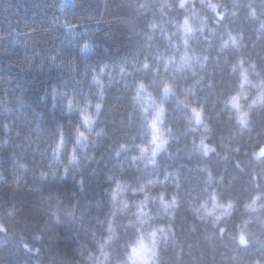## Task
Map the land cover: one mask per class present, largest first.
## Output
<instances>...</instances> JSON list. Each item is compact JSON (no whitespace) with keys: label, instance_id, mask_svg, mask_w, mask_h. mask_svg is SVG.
Here are the masks:
<instances>
[{"label":"trees","instance_id":"16d2710c","mask_svg":"<svg viewBox=\"0 0 264 264\" xmlns=\"http://www.w3.org/2000/svg\"><path fill=\"white\" fill-rule=\"evenodd\" d=\"M140 4L145 8L139 9ZM177 4L0 0V172L7 178L0 183V223L7 228V235L0 233V264H142L130 249L140 246L141 236L151 245L153 230L154 264H264V159H254L264 145V105L251 109L250 124L242 129L229 104L240 93L242 110L248 111L252 100L264 94V0H189L186 9ZM210 4L217 5L222 20ZM185 16L194 29L191 34L181 29ZM186 53L190 64L181 60ZM145 56L152 68L139 71ZM168 58L175 62L164 71ZM242 71L247 73L243 88ZM93 75L100 85L93 83ZM164 80L174 84L179 99L203 108L210 131L197 126L171 98L165 102L168 151L155 167L149 163L150 151L133 163L138 145L150 136L132 99L135 86L150 84L159 100ZM101 87L104 99L95 131L103 129L104 134L92 132L88 147L80 151L77 175L83 173L85 190L71 177L42 185L36 179L40 169L63 171V163L56 164L45 152L57 124L69 125L67 99H73L74 113L86 107L85 98L90 100L88 111L94 113ZM76 118L72 115V122ZM202 139L215 148L208 156L197 147ZM121 143L128 150L117 158ZM108 175L125 183L120 200H127L128 208L119 201L110 205L104 192ZM17 177L18 187L13 184ZM141 185L150 202L148 215L138 217L135 204L143 194L134 195L132 189ZM161 192L175 195L177 207L163 209ZM213 195L220 203L231 201L232 209L223 214L215 208L214 215H206L201 204L207 201L213 208ZM256 196V205L246 207ZM13 205L16 211L10 216ZM113 212L115 233H108L105 226ZM109 235L105 260L100 245Z\"/></svg>","mask_w":264,"mask_h":264},{"label":"snow or ice","instance_id":"6c2138e0","mask_svg":"<svg viewBox=\"0 0 264 264\" xmlns=\"http://www.w3.org/2000/svg\"><path fill=\"white\" fill-rule=\"evenodd\" d=\"M189 3V0H178V8L179 9H186L187 5ZM139 9H144L145 5L140 4L138 5ZM217 6L213 8L212 10L216 12ZM217 18L219 20L223 19V15L219 12H216ZM152 30H155L156 25H151ZM181 29L186 31V33L191 34L194 29L192 28L189 19L187 16L183 18V23L181 24ZM166 39L168 37H165ZM233 43L236 42L235 37H231ZM185 47L188 46V40L185 39L183 41ZM227 42H225L226 44ZM85 47H88L86 44ZM181 60L184 61L185 64H190V58L188 57L187 53L181 57ZM207 60V57H205V62ZM174 58H168L165 60L164 64V71H167L172 63H174ZM240 64H243V61H240ZM202 67L204 64L201 65ZM107 65H104L100 71L103 72L104 68H106ZM254 67V65H253ZM152 68V63L150 59L145 56L142 60V62L139 65L138 70L139 71H148ZM120 71L123 73L124 68L121 67ZM179 71V68L177 69ZM233 71H235V66H233ZM156 72H159V68L156 69ZM241 88H243L244 84L247 82V73L246 71L241 72ZM92 81L96 85H100L101 82L98 79L97 76L93 75ZM264 84V82H262ZM56 89H53V100L56 99ZM186 91H191V89H188ZM67 95V94H65ZM75 95V92L73 93ZM176 98L177 103L188 110V112L191 115V119L193 122L197 125H203L204 131L208 132L210 131L209 126L205 123L204 119V111L202 107H196L192 106L190 104H187L184 100L179 99L176 93V89L174 84L171 81H161L160 85V99L157 100L155 96L153 95L151 91V85L145 82H139L135 86V92L132 97L134 103L139 107L140 111L145 117V123L147 125V128L150 132L149 139L147 143L138 145L139 150V156L133 155L131 157V160L133 163L137 161L138 159H142L145 153L151 152V162L150 164L155 167L157 165V158L162 154L168 151V144L170 142V136L168 133H170L171 129L165 127V119H166V108H165V102L171 98ZM99 101L94 105L95 111L94 113L89 112L88 108L91 107V101L87 100L85 98V108L79 109L77 112H73V99L69 98L67 99V114L69 116V125L66 127L64 124L58 123L57 127L55 129L54 133L50 134V142L48 144V148L45 152V155H48L50 153V159L55 162L56 164L63 163V171L61 172L59 168L55 170H44L40 169L39 175L36 177L41 184L46 183H56V182H63L70 177L72 179L76 180V183L80 189L81 192L85 190L86 180L82 172H80L79 175H77V172L80 170L81 160H80V151L81 149H86L90 143V135L92 132L95 131V126L97 124V121L99 120L101 109H102V101L104 99V90L103 87H101L99 92ZM240 100L241 95L240 93H237L230 97L229 104L230 106L235 110L237 113V123L240 125L242 129L247 128L250 124V117H251V109L257 107V105H264V94H260L257 96L256 99L252 100V102L248 106V111L242 110L240 107ZM57 105L54 102L53 108H56ZM61 110L63 111L64 108L61 106ZM76 115L75 122H72L71 117L72 115ZM5 130H8V125L4 126ZM103 129L100 131H95V135L97 137L102 136ZM7 143V142H5ZM198 148H200L203 152L204 156H208L210 152H214L215 148L205 142V140H201L200 143L197 145ZM128 150V146L124 143H121L119 145V150L116 151L115 155L117 158L120 157V154L122 152H125ZM254 159L260 160L264 159V145L260 146L254 153ZM16 164L17 162H13ZM18 167L20 169H23L27 171V166L24 163H19ZM169 174H166L164 177V180H168ZM178 179V177H177ZM106 180L109 184V187L104 190L105 196L108 198V201L110 205H116V203L119 201L120 204L123 206V208H128L129 203L127 200H120V195L125 190H127V187L125 183L121 179H117L113 177L112 175H108L106 177ZM7 178L4 176L3 172H0V183H6ZM158 181L150 180L149 184L157 183ZM13 184L15 186H19L20 180L19 178H14ZM178 186V185H177ZM133 194L141 193L143 194V198L141 200L136 201L135 207H136V214L138 217L147 216L148 212L145 210L150 202L149 194L146 190V187L144 185L139 186V188H133L132 189ZM159 203L162 206L163 209L166 211L169 208H175L178 205L177 197L175 195L172 196H166L165 193L161 192L159 193ZM151 199H156L155 197H151ZM212 205L213 208L208 207V202L204 201L201 204V208L205 210L206 215H214L215 208H222L227 211H230L232 209V203L231 201L227 203H220L216 196H212ZM260 199L259 196H256L253 198L251 203L249 205H246V207L253 208L254 205H256L257 201ZM16 211L15 205L12 206V210L9 211L8 215H13V213ZM69 215H72V213H69ZM114 217L115 212L112 213V216L109 218L107 224H106V231L108 233H115V227H114ZM55 220L57 223H60V217L58 215L55 216ZM147 221L141 220V223H146ZM158 231H164V229L161 227ZM224 230L221 229V233ZM0 233H4L7 235V228L0 223ZM157 235V230H153L150 233V236L155 238ZM112 240V235H109L105 241L104 244L100 245V250L102 255H104V259L107 260L108 256L104 252V247L110 243ZM241 242L243 244H246V238L241 235ZM139 245L144 243L143 236L140 237V239L137 241ZM23 248L26 252L33 253V249L29 247L27 243H24ZM136 249L135 246H132L130 251L133 254L134 250ZM36 253H39V249L35 250Z\"/></svg>","mask_w":264,"mask_h":264},{"label":"clouds","instance_id":"9594fccd","mask_svg":"<svg viewBox=\"0 0 264 264\" xmlns=\"http://www.w3.org/2000/svg\"><path fill=\"white\" fill-rule=\"evenodd\" d=\"M212 9L215 8L217 5L210 4L209 5ZM243 99H247V95L243 96ZM240 107L242 108V105L240 103ZM151 162V159L149 160V163ZM229 211L223 209V214L228 213ZM217 219H220L218 216ZM156 253V240L152 237L151 245L148 244H141L139 248H136L133 252V258L139 261H142V264H154L153 257Z\"/></svg>","mask_w":264,"mask_h":264},{"label":"rangeland","instance_id":"374dc122","mask_svg":"<svg viewBox=\"0 0 264 264\" xmlns=\"http://www.w3.org/2000/svg\"><path fill=\"white\" fill-rule=\"evenodd\" d=\"M139 248V247H138Z\"/></svg>","mask_w":264,"mask_h":264}]
</instances>
